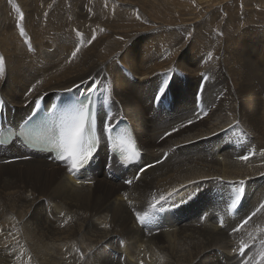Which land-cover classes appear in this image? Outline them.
Instances as JSON below:
<instances>
[{"label":"bare ground","instance_id":"obj_1","mask_svg":"<svg viewBox=\"0 0 264 264\" xmlns=\"http://www.w3.org/2000/svg\"><path fill=\"white\" fill-rule=\"evenodd\" d=\"M62 1L0 0V56L6 58L2 127L16 126L40 99L47 109L69 88L75 96L92 91L98 96L101 135L106 113L113 117L111 126L128 120L141 160L125 169L100 149L86 171L70 175L49 157L0 147V264H253L264 248V210L240 232L232 230L264 203V67L240 36L246 21L264 24V3L257 18L240 20L236 1L198 0L201 7L174 27L144 24L151 0H70L75 14L65 12L66 23L52 26L49 20L63 13ZM14 5L24 14L25 37ZM77 46L80 52L72 58ZM165 82V96L154 102ZM194 90L198 100L195 95L191 100ZM206 102L213 109L205 108L208 115L198 119L194 113ZM237 121V127L223 131ZM181 123L186 126L172 132ZM234 135L243 143L238 151L227 148ZM186 143L211 145L214 152L174 163ZM252 151L249 160L239 159ZM241 180L243 200L229 212ZM173 189L178 194L144 225L124 209L131 199L134 210L148 211L154 196ZM224 190L230 192L224 203L208 194ZM225 214L237 218L228 221ZM248 233L256 239L240 256L233 249L249 241Z\"/></svg>","mask_w":264,"mask_h":264},{"label":"snow or ice","instance_id":"obj_2","mask_svg":"<svg viewBox=\"0 0 264 264\" xmlns=\"http://www.w3.org/2000/svg\"><path fill=\"white\" fill-rule=\"evenodd\" d=\"M11 2V0H9ZM15 11L19 13V21L17 23V28L19 29V34L21 37L26 36V32L24 27L22 26V22L24 21V14L21 12L20 8L15 6ZM92 39H95L93 36ZM25 43L29 44V51H31V45L28 40H25ZM80 52V47H75L72 52V58H75L77 54ZM209 61L213 59L211 53H209L208 58ZM6 75V58L4 56H0V78L5 77ZM39 83V82H38ZM89 87L91 84L96 83L95 78L91 79L89 82ZM103 85H100L102 87ZM36 85L32 86V89L29 90V94L31 91L35 90ZM80 85H76V88H79ZM169 84L165 82L163 86L158 87L156 89L155 95L153 97L154 102L160 101L162 97L165 96L166 90L168 89ZM96 89H93L95 91ZM67 91H74L73 88L67 89ZM107 91V89H106ZM91 98L89 97V103L80 102L79 107H75L72 109L70 114L64 119L60 126V131L58 137L52 142V150L55 151L56 155L54 160L62 164L67 172L70 175H76L81 172L87 165L90 164L91 160L94 157L95 152L98 150L97 145L99 143L100 137L96 134V115L90 109ZM5 102L0 100V108H3ZM196 117L203 118L208 115L207 111H202L201 113H194ZM104 124H103V133H106V144L111 145V151L113 153V159L118 160L121 165L127 166L134 161L137 160L139 156V152L136 147L135 141L132 139V135L130 132L121 133L113 136V129L111 126V121L113 117L110 114L104 115ZM194 121L189 119L187 121V125H191ZM239 125V121L236 124H230L229 129H224L223 131L227 132L228 130L234 129ZM186 125L181 123L178 128L174 127L172 132L178 131L179 128H183ZM171 134V133H168ZM125 136L127 137L125 139ZM255 151L249 152L248 155H242L239 159L247 161L251 156H254ZM260 155H264V150L260 152ZM24 159H28L29 157L25 156ZM157 163H160L158 160ZM153 165L149 164L146 167H152ZM146 168H141L139 171L143 172ZM139 177L137 176L136 179ZM91 182V181H89ZM126 184L131 185L132 180H126ZM244 185L245 181H239V186L236 188L235 194L230 198V203L227 205V210L229 212H234L238 209L244 197ZM178 194V190L173 189L172 191L166 194H160L159 197H153L149 204L148 211H137L134 210L135 220L144 225L149 219L150 214L155 213L159 210V207L163 206V203H166L169 199H171L174 195ZM127 199V197H125ZM264 210V203H260L259 206L251 212L246 218L242 220V222L235 228H233V233L240 232L244 227L253 219V217L257 216L258 213ZM63 215V213H61ZM68 219H71L69 217ZM67 221H65L66 223ZM220 226L223 227V221L220 222ZM102 228H109L110 225L107 223L101 224ZM249 241L245 242L244 240L240 241L239 248L233 249V251H238L240 256L245 255V250L248 249L249 243L255 241L256 236L253 233H248ZM264 244V240L261 241ZM79 257L81 260L85 259V255L82 252H79ZM244 264H248V261H245ZM253 264H264V248L260 250L258 255L253 258Z\"/></svg>","mask_w":264,"mask_h":264},{"label":"rangeland","instance_id":"obj_3","mask_svg":"<svg viewBox=\"0 0 264 264\" xmlns=\"http://www.w3.org/2000/svg\"><path fill=\"white\" fill-rule=\"evenodd\" d=\"M100 1H102V0H100ZM232 1H236V3L242 7L243 13L239 16L240 20H244V19L248 20V17H256L257 18L258 17L257 10H258L259 6L262 3H264V0H232ZM201 3H199L198 0H151V2L144 7V10L146 12L144 24L148 25V24H152L154 22H157V23L164 22L165 24L171 23V25L172 26L174 25V27H175L176 23L183 22L186 19L187 15L189 13H191L194 9L200 8ZM82 5H83V3L81 2V3H79L78 6L82 7ZM120 10L121 11L125 10V7H120ZM58 11H62L63 13L57 12V14L54 17L55 22L52 23L48 19L52 26H54V25L55 26H63L66 23V16L64 14L65 12H72L73 14H75L73 11V6H72L70 0H63L61 2V4L59 5ZM83 12L90 14V15L92 14L91 11H90V13H88V12H85L83 10ZM221 15H223L224 19H226V15H224V14H221ZM37 20L38 19L35 18V22H37ZM64 21H65V23H64ZM196 22H197V20L195 21V23L193 25L197 24ZM248 24H249V22L246 21L245 28H244V30H245L244 36H240V40L242 41L241 43H243L245 46H247V49L254 48V53L251 55V57L254 59H257L259 61L260 66L262 67V65H263V67H264V24H262V25H250V26H248ZM87 26H88V24L86 25V27ZM239 29L242 30V28H240V27H239ZM180 34L182 37H184L183 32H181ZM205 47L209 52L208 43H205ZM189 49H186V51H185V54L187 56H188ZM177 70H179V69H177ZM201 85H203V84L201 83ZM185 88H186V85H185ZM198 90L196 92H195V90L193 91V94L191 95V100L193 99L194 95H195V97H198V93H199ZM226 92L227 91H225V93ZM171 98H172V95L170 97V100H171ZM148 105H151V110H157L154 108V104H153L152 100L148 101ZM205 108L208 110V113H209L213 109V106L207 105V102H206V105L201 108L202 111ZM237 138L238 137L236 135L230 137L229 141L231 143L229 144V141H227L228 150L232 149L235 146V148H233V149L238 151L240 149V147H242L243 143L240 142L241 138H238V139ZM238 140H239V142H238ZM233 143H235V144H233ZM238 143L241 146H239ZM213 152H214V150H213V147L211 145H207V146L197 145L193 148H190V146H188L186 143L181 149L178 150L177 158L174 161V163L178 162V161H183L186 159H195V158H199V157L205 158L207 155H209ZM151 169H153V168H151ZM132 194L133 193H131V195ZM208 194L214 200L222 202V203H224L226 201V199L230 196V192L228 190L217 191V192L208 193ZM128 204H130V205H128ZM128 204L124 207V209L129 207L130 211H128V213L129 214L134 213V209L132 208L134 204L132 203L131 199L128 200ZM226 218L228 221H232V220H235L237 218V215H233V214L232 215H226ZM140 231H142V230H140Z\"/></svg>","mask_w":264,"mask_h":264}]
</instances>
